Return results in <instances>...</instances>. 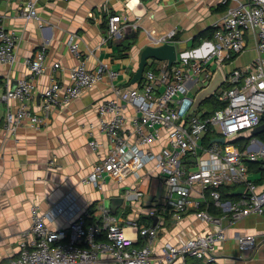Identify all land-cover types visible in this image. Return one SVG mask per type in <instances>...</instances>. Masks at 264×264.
<instances>
[{
  "label": "built area",
  "instance_id": "obj_1",
  "mask_svg": "<svg viewBox=\"0 0 264 264\" xmlns=\"http://www.w3.org/2000/svg\"><path fill=\"white\" fill-rule=\"evenodd\" d=\"M219 3L227 9L222 20L215 24L212 39L205 40L194 52L182 54V59H177L171 68L165 62L145 71L135 88L122 90L114 86L117 98L98 106V128L108 136L110 147L84 179L85 184L102 189L109 178L123 181L136 175L138 180L143 179L139 172L153 164L166 190L149 216L158 219L170 216L182 221L194 214L196 219L212 225V230L179 244L166 243L156 256L152 248L158 237V223L146 226L139 220H131L123 226L113 211L100 202L78 215L67 227L52 229L47 220L66 215L68 203L48 212L34 205L28 232L33 240L24 244L18 257L7 264H174L176 261L198 264L191 259L201 264H217L216 248L226 240L223 220L240 219L252 213L264 217V188L260 190L249 178L246 164L256 162L264 169V147L250 153L239 150L233 143L242 133L260 126L264 116V0H219ZM22 16L27 20L38 18L35 0H23ZM123 23L120 16L110 17L109 36L104 42L120 35ZM250 32L255 36L258 56L248 67L225 74V83L216 96L227 105L208 116L192 112L194 96L189 84H209L218 67L223 68L247 48ZM147 33L153 46L174 44L177 36L176 30ZM74 38L69 40V47L79 63L71 70L69 86L64 88L53 80L45 91L42 107L47 115L101 82L119 77V71L108 63L88 69ZM46 49L44 45L28 63L30 77L20 80L15 88L9 87L0 99V106L2 101L20 103L16 114L9 113L6 118V132L15 133L24 119L33 124L40 121L31 114L28 101L36 91L34 80L46 71ZM200 51L202 54L197 56ZM16 58V34L6 28L0 16V65H13ZM58 67L56 64L55 68ZM124 104L131 105L135 114L128 117ZM128 120L129 129L125 126ZM90 128L94 129L95 125ZM209 137L213 140L206 145ZM217 138H225V144L215 141ZM90 146L98 150L103 144L92 140ZM230 184L244 187L245 191L236 201H223L218 188ZM208 189L215 205L223 211L222 217L200 210L207 202ZM135 191L130 197L139 199L142 193ZM104 233L106 237L102 240ZM238 241L243 250L256 248V238L252 235L240 236Z\"/></svg>",
  "mask_w": 264,
  "mask_h": 264
},
{
  "label": "crops",
  "instance_id": "obj_2",
  "mask_svg": "<svg viewBox=\"0 0 264 264\" xmlns=\"http://www.w3.org/2000/svg\"><path fill=\"white\" fill-rule=\"evenodd\" d=\"M35 1L38 18L30 20L22 16L23 0H2L0 4V16L6 28L17 37L16 62L0 65V99L9 87L15 88L20 80L30 77L28 63L44 45L47 48L46 71L34 80L36 91L28 101L31 114L40 121L33 124L24 119L15 133L6 132V118L9 113L16 114L20 103L17 100L2 101L0 106V264L18 257L23 245L32 242L33 236L28 232L32 227L34 205L48 212L68 203L66 215L47 220L50 228L62 229L78 215L95 208L97 203L103 202L112 210V200L118 198L123 202L115 207L114 214L120 224L126 226L131 220H139L143 225L154 226L149 211L159 206L157 200L166 189L153 164L139 172L144 180H138L136 175L123 181L109 178L102 189L84 183L110 147L108 136L98 128V106L117 98L114 86L122 90L137 86L131 81L141 54L146 47L153 46L147 32L164 34L176 30L174 45L180 59V53H192L205 41L194 43L199 34L214 28L222 20L227 9L219 0ZM114 15L125 22L122 33L104 42L109 36V19ZM247 36V48L225 64L222 68L225 74L248 67L257 58L255 36L251 32ZM71 37H75L88 69L108 63L119 71V77L101 82L69 104L53 108L47 115L42 107L45 91L53 80L64 88L69 86L71 70L79 63L70 51ZM201 54L200 51L197 56ZM151 60L148 61L151 68L166 62ZM56 64H59L58 68H55ZM207 85L189 84L194 99ZM124 105L128 117L135 114L131 105ZM92 124L94 129L90 128ZM125 126L131 128L130 120ZM237 138L248 140L244 151H259L264 147V117L259 129L246 131ZM92 140L103 146L93 150ZM253 141L256 143L251 145ZM260 169L249 171V178L261 190L264 188V169ZM135 189L142 193L139 199L130 197L134 196ZM193 215L182 221L170 216L158 219V237L152 248L156 256L166 243L179 244L212 230V225ZM223 226L226 240L216 248L217 264H264L263 216L252 213L234 220L226 217ZM127 232L133 235L131 229ZM248 235L256 238L255 250L240 247L238 238ZM174 264L183 263L176 261Z\"/></svg>",
  "mask_w": 264,
  "mask_h": 264
},
{
  "label": "water",
  "instance_id": "obj_3",
  "mask_svg": "<svg viewBox=\"0 0 264 264\" xmlns=\"http://www.w3.org/2000/svg\"><path fill=\"white\" fill-rule=\"evenodd\" d=\"M151 59L164 61V62L166 61L168 63L169 68H171L178 59V49L176 45L168 44V43L160 46L146 47L141 54V61L131 81L132 84H136L143 79L145 70L148 66V61ZM225 80H226V76L224 70L221 67H218L210 83L195 95L194 104L191 111L192 112L197 111L206 100L214 97L217 91L224 85ZM259 127L260 126L256 127V129H259ZM215 141L225 144V138H217L215 139ZM244 191L245 188L240 187L235 191V194L242 195ZM122 202L123 199L117 198L112 200V204L114 207L120 205ZM112 211L113 213H115L113 208ZM153 219H154V226H156L158 223V217L153 216Z\"/></svg>",
  "mask_w": 264,
  "mask_h": 264
},
{
  "label": "trees",
  "instance_id": "obj_4",
  "mask_svg": "<svg viewBox=\"0 0 264 264\" xmlns=\"http://www.w3.org/2000/svg\"><path fill=\"white\" fill-rule=\"evenodd\" d=\"M2 0H0V4H1ZM223 7H226L223 5ZM227 8V7H226ZM214 33H215V28H209L207 29L206 31L202 32L201 34H199L195 39H194V43L196 44H200L202 43V41L204 40H210L213 38L214 36ZM154 60V59H152ZM151 60V61H152ZM152 67L151 63L148 64V67L146 70L150 69ZM142 81V80H141ZM141 82L137 83L136 85H140ZM227 105V102H224V101H220L219 98L217 96H214L208 100H206L202 106L197 110V112H200V110L202 109V107H207V108H203L202 109V113L204 116H208V115H211L213 114L215 111L219 110V109H223L225 106ZM213 138L212 137H209L207 140H206V145H209L211 142H212ZM238 148L239 150L241 151H244L247 147V144H248V140L246 139H234V142H233ZM191 164H193V161H190ZM247 166H248V170L251 171V170H258L260 171V165L256 162H247L246 163ZM240 186L238 185H234V184H230V185H223L221 186L220 188H218V191L220 192V195H221V199L223 201H236L239 199L240 195H236L235 194V191L237 189H239ZM206 194H207V202H204L201 207H200V210H207L209 213H211L212 215L216 216V217H220L222 216L224 213L223 211L218 208L211 195H210V189H208L206 191ZM94 218L93 219H89V223L93 222ZM106 237L105 233L102 237H100V239L104 240ZM143 243L140 241L139 243V246H142ZM193 262H196L198 264H201L200 261H197V260H193Z\"/></svg>",
  "mask_w": 264,
  "mask_h": 264
},
{
  "label": "rangeland",
  "instance_id": "obj_5",
  "mask_svg": "<svg viewBox=\"0 0 264 264\" xmlns=\"http://www.w3.org/2000/svg\"><path fill=\"white\" fill-rule=\"evenodd\" d=\"M181 55H182V54L180 53V55H179L180 59H182V56H181ZM203 108H207V107L204 106V107H202V109H203ZM202 109L200 110V112H197V111H196V113H197V114H198V113H201V112H202ZM112 208L115 210V207H114L113 205H112ZM116 216H117V215H116Z\"/></svg>",
  "mask_w": 264,
  "mask_h": 264
}]
</instances>
